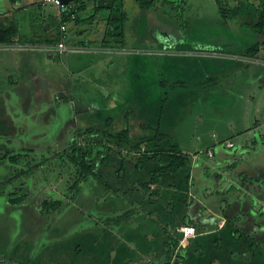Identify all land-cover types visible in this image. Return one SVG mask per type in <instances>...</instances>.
<instances>
[{"label":"trees","instance_id":"16d2710c","mask_svg":"<svg viewBox=\"0 0 264 264\" xmlns=\"http://www.w3.org/2000/svg\"><path fill=\"white\" fill-rule=\"evenodd\" d=\"M160 1L167 0H135L142 12L152 9ZM215 2L225 29L233 32L231 36L246 30L260 36L261 40L258 37L259 40L247 45L238 56L244 59L205 56L202 65L197 64V59L192 64L188 62L187 66L177 64L174 67L178 71H174V67L164 71L157 81L150 79L149 74L143 76L136 72L140 67L149 71L150 63L148 66L143 61L140 65L142 60L134 59L132 64L136 67L130 71L128 91L123 100L114 98L109 103L94 105L97 97H93L95 100L88 102L91 105L81 109L78 100L74 104L68 103L71 94L66 96L61 92L55 98L59 101L63 97L64 103L59 104L58 110L51 104L46 113L41 111L44 116L51 110L57 112V118L46 123L43 127L46 129L41 133H32L29 116L22 120L18 118L23 109L17 114L12 112L7 99L11 91L0 81V198L5 196L12 205L22 203L28 197L35 173L48 179L50 165L58 172V167H62L60 159L65 158L69 161L68 171L74 169V175H70L68 187L63 189L58 200L44 202L46 210L66 207L65 199H70L71 193L96 194L98 198L110 192L122 194L133 199L144 214H157L159 222L173 231L162 246V253L160 251V264H214L216 261L219 264H264L262 244L229 221L220 228V220L210 217L207 212L211 196L203 203L193 196L199 183L198 178L195 182L192 180L193 158L206 154L211 148L214 156L218 154L215 143L188 152L175 131L188 109L203 97L204 92L222 88L225 79L232 82V72L225 73L227 65L242 60L245 64L241 71L245 73L253 66L254 60H264V0ZM33 6L42 10L39 2ZM66 8L70 11L63 18L59 15L50 17L51 33L47 32L46 21L44 26L39 12L34 10L37 14L33 19L35 35L27 36L20 25L25 18L22 16V21L17 18L16 11L22 8L10 9L0 2V44H55L59 42L62 24L74 22L80 27L103 19L106 29L101 47L125 45L128 21L125 0H74ZM69 33L71 37L74 34L72 30ZM70 43L83 47L89 44L84 41L73 43L72 38ZM176 44L173 42L170 47L181 46L180 50L189 52L188 45ZM53 54L61 58L59 54ZM8 83L16 84L18 80L9 76ZM259 87L264 88V76L259 78ZM11 88L14 90V85ZM113 94L109 93L111 98ZM71 108L74 109L72 113ZM62 112H69L68 118L61 120ZM61 121L62 128L57 130ZM79 122L85 124L84 130ZM50 136H53L52 142L48 140ZM220 177L215 174L216 180ZM106 199L108 201V197ZM183 225L197 227L196 235L184 241V233L177 230ZM9 241L4 242L0 236V249ZM66 254L60 257L67 258L65 261L69 263L70 255L67 257ZM124 255L119 253L113 263L123 262ZM34 260L32 264H38Z\"/></svg>","mask_w":264,"mask_h":264},{"label":"rangeland","instance_id":"374dc122","mask_svg":"<svg viewBox=\"0 0 264 264\" xmlns=\"http://www.w3.org/2000/svg\"><path fill=\"white\" fill-rule=\"evenodd\" d=\"M3 2L10 8L11 0ZM125 10L128 12V21L124 46L101 47L106 27L105 21L98 19L92 24L80 27H77L74 22L68 24L69 30L74 33L71 37L73 43L78 42L79 44L80 41H84L89 44L82 51L69 52L60 59L53 53L42 50L0 51V81L4 88L11 91L7 97L9 106L16 114L23 109L17 115L20 120L29 116L32 120L30 123L33 124V127L30 128L32 133L44 132L46 129L43 128L44 125L52 122L53 118H57L55 110H58L57 107L64 101L63 97L59 98V101L55 98L60 96L61 92L66 96L71 94L72 97L68 103L74 104L78 100L81 109L90 104L89 101H94L93 97H97L95 103L93 102L94 105L102 102L109 103L114 98L119 101L123 100L128 91L130 71L136 67L135 64H132V61L135 62L134 59H141L140 65L143 61L147 62L148 66L150 63L149 71L140 67L141 69L139 68L136 72L139 71L143 76L149 74L150 79L157 81L160 73L170 71L177 64L187 66L188 62L192 64L197 59V64L202 65L205 56L224 60L244 59L238 58V56L242 54L247 45H251L260 38L251 30L231 36L233 32L225 29L219 8L214 0L160 1L147 12H142L135 0H125ZM136 24L138 25L134 29ZM173 42L188 45L189 52L180 50L181 46L171 48ZM254 61L253 68L251 67L245 73L241 71L242 65L245 64L242 60L227 65L225 73L232 72L230 74L232 82H226L225 79L222 88L208 93L204 92L203 97L188 109L182 122L175 130L178 140L188 152L214 143L218 150V145L223 142L222 140H225L226 148L234 150L232 154H228L229 159H234L230 162L218 164L217 161L222 158L220 159L216 155L208 158L209 154H203L205 159L201 158L208 166V174L201 173V178H203L201 182L214 189L208 191V194H213L214 202L225 196L226 204H223L225 210L228 206L227 202L230 201L238 203L239 200L241 202L239 205L245 208H247V203L251 206L253 204L251 195H247L248 197L245 196L243 199V192L245 193L243 187L245 186L242 185V182L244 181L248 188L247 175L237 177L235 174H239L236 166L243 165V160L252 155L242 153V150L245 148L254 150L253 130L257 128L264 136V88L255 84L258 77L264 76V60L256 59ZM140 70L143 71L140 72ZM173 70L178 71L175 67ZM9 76L18 80V83L9 84ZM12 85H14L15 91L11 88ZM18 85L20 88L17 87ZM109 93H114L113 98ZM51 104H54L56 109L44 116L41 111L46 113L52 107ZM73 111L71 108V113ZM41 114L44 116L43 118ZM68 115L69 112H62L61 120L68 118ZM257 122L259 124L256 126ZM79 123L84 130L85 124ZM58 128L59 130L62 128V121L58 122L56 129L58 130ZM48 140L52 142L53 136H50ZM235 144H239L237 150L233 147ZM257 156L258 162L260 153L255 152L252 155L253 158ZM195 157V160L199 158L198 155ZM246 160L250 164L251 161ZM60 161L62 167H58V172L55 171L53 165H50L51 169L47 172L50 182L58 173V194L68 187L66 184L71 178L70 175H74V169L68 171L69 161L65 158ZM233 165L234 168H232ZM248 166L250 167V165ZM215 174H223L225 178L218 182ZM263 176L264 174L261 178L264 181ZM257 180L256 182L260 183L258 177ZM230 182L238 186L237 190L235 189L236 192H231L230 195L223 194L224 196L221 193L217 195L218 192L216 193L215 190L219 188L218 185L221 184L225 188ZM40 183L36 184L31 193L39 191ZM250 184L252 185V183ZM253 189H255L254 186ZM255 194L256 198L262 199L259 205L254 206L259 209L264 206V192ZM9 206L5 196L0 198V236L11 239L3 249H0V264H21V262L28 264L25 261L28 255L27 242L23 238L14 240V237L17 233L19 236L25 233L28 226L32 224V220L28 222L26 216L18 218V213L15 210L10 211ZM32 209L33 207L28 211ZM17 210L20 209L17 208ZM71 214L68 211L65 222L69 220ZM19 219L23 220V224L21 221L19 222ZM24 238L32 240V235H27ZM38 238L36 237V239ZM21 240L24 241L21 242ZM45 241L42 239L40 245L43 246ZM40 252L37 251V253Z\"/></svg>","mask_w":264,"mask_h":264},{"label":"crops","instance_id":"0c3cea01","mask_svg":"<svg viewBox=\"0 0 264 264\" xmlns=\"http://www.w3.org/2000/svg\"><path fill=\"white\" fill-rule=\"evenodd\" d=\"M3 1L6 0H0L1 3L9 8ZM241 1L246 2L247 0ZM11 2L10 9L14 7L17 9L22 8L16 11L17 18L19 21H22V16L25 18V21L20 25H22V32L26 33L27 36L35 35L34 31L36 28L33 19L37 14L34 11L36 8L33 6V3L39 2V6H41L42 10L40 11V8L37 7L38 10L36 11L39 12L42 17L44 26H46V21L48 26L47 32L51 33L52 28L49 27L50 17L58 16V9L56 6L50 4L44 5L41 0H11ZM249 69H251V67L248 68V70ZM259 78L260 77L255 81L257 85L259 84ZM258 124L259 122L256 123V126ZM253 135L255 137L253 139L255 145L254 150L245 148L242 150V153H248L249 155H253L255 152L260 153L258 162V156L253 158L252 155H250L249 158H246L251 161L250 164L246 162V159L243 160L244 162L241 166H236L235 164L239 173H236L235 176L241 177L247 175L246 178L249 179L248 188L247 184H245L244 181L242 182V185L245 186L243 187L245 191V193L243 192V199L245 196L247 198V195H251L253 201L252 206L247 203V208H245L239 205L241 203L239 200L238 203L230 201L227 202L228 206L226 210L228 212L225 210L223 204H226V199L223 194L227 193L230 195L231 192H234L235 189L237 190L238 188V186L232 182L226 185L225 188L221 186V184L218 185L219 188H217L215 192H218L217 195L221 193L224 197L218 198L215 202L212 200L213 194H208V191H211L212 188L204 182H201L203 180V178H201V173H205L206 175L208 171V166L201 159H205L202 155H198L199 158L197 160H195L196 157L194 156L192 168L194 177H192V180L195 182L196 178H198L199 183H197L198 185L193 192V196L203 203L210 195L211 198L209 200L211 203L207 212L211 214L210 217H216L220 220V228L229 221L247 235L254 237V239L264 247V206L259 209L254 207L255 205H259V202H262V199L256 198L255 193L264 192V181L261 178L264 174V136L260 134L257 128L253 130ZM222 141L223 142L218 145L219 153L216 154L217 157L220 159L222 158L217 161L218 164L234 160L228 157V154H232L234 150H232V148H226L224 146L225 140ZM233 147L237 150L239 144H235ZM211 149L209 151H212ZM248 165H250V167ZM235 166L233 165L232 168ZM35 174L36 175L31 178L28 197L25 201L20 204L12 205L7 199V203L10 204V211L15 210V212L18 213V218L26 216L28 222L32 220V224L28 226L29 228L25 233H22L21 236L17 233L14 237V240L23 238L27 242L28 255L25 260L26 263L32 264L35 258L34 261H37L38 264H91L92 262L94 264H114L113 261L117 255L123 252L125 253L123 262L117 264H160V251L162 253V246L164 247V243L171 238L173 231L159 222L157 214H144L140 206L134 203L133 199L130 200V197L128 198L122 194L111 192L103 198H98L96 194L85 196V194L76 195L71 193V198L65 199L67 204L66 207L63 205L64 208L62 206L60 210H58V208L46 210L43 206L44 202L58 200V197L62 195L61 193L58 194L57 190L58 177H55L54 181L50 182L45 175L41 173L38 174V172ZM220 175L221 177L218 179V182L225 178L223 174ZM257 177L261 184L256 182ZM33 180H35V182H33ZM253 180L255 181L253 182ZM39 183L41 184V186H39V191L31 193L36 184ZM250 183H252V185ZM253 186L255 189H253ZM213 190L214 189H212V191ZM92 196H94L93 199ZM106 197H108V201ZM84 201L87 202L86 205H84ZM68 206L70 208H68ZM31 207H33V209L28 211ZM17 208L20 210H17ZM68 211L72 214L69 216V220L65 222ZM20 221L23 224V220L19 219V222ZM34 223L35 225H33ZM187 226L192 225H183L177 228V230L182 232L181 229ZM13 228L16 230L15 227ZM27 235H32V240L25 239L24 237ZM36 237L39 238L36 239ZM42 239L46 240L43 246L40 245ZM9 240L11 239H5L3 237L4 242ZM24 240H21V242ZM37 251L41 252L37 253ZM66 251H68L67 254ZM78 252H81V254H78ZM65 254L67 257L70 255L69 263L65 261L67 258L62 259L60 257H64ZM21 264L23 263L21 262ZM214 264H219V262L216 261Z\"/></svg>","mask_w":264,"mask_h":264},{"label":"built area","instance_id":"2783aa9c","mask_svg":"<svg viewBox=\"0 0 264 264\" xmlns=\"http://www.w3.org/2000/svg\"><path fill=\"white\" fill-rule=\"evenodd\" d=\"M41 1L44 5L53 4L54 6H56L58 9V15L61 18L64 17L65 13H68L70 11L69 8H66L67 5L62 4L60 0H41ZM71 17L75 18L74 15H72ZM70 39H71V35L69 33V25L62 24L59 42L55 44H45V43H40V44L15 43L14 45L0 44V50H7V49L27 50V51L42 50L49 53L59 54L62 57L69 52H80L85 48L81 45L71 44ZM208 154L209 156H212L213 152L209 151ZM181 230L184 233V239L196 235V229L192 226L183 227Z\"/></svg>","mask_w":264,"mask_h":264},{"label":"water","instance_id":"95a60500","mask_svg":"<svg viewBox=\"0 0 264 264\" xmlns=\"http://www.w3.org/2000/svg\"><path fill=\"white\" fill-rule=\"evenodd\" d=\"M62 4L64 5H68L70 3H72L74 0H60Z\"/></svg>","mask_w":264,"mask_h":264}]
</instances>
